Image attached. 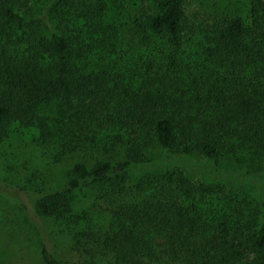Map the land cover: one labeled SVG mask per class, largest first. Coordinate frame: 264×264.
<instances>
[{"label":"trees","instance_id":"16d2710c","mask_svg":"<svg viewBox=\"0 0 264 264\" xmlns=\"http://www.w3.org/2000/svg\"><path fill=\"white\" fill-rule=\"evenodd\" d=\"M186 1L0 0V156L30 136L44 166L76 160L56 189L24 178L35 216L94 264H264L263 200L148 149L264 179V1L210 24Z\"/></svg>","mask_w":264,"mask_h":264},{"label":"rangeland","instance_id":"374dc122","mask_svg":"<svg viewBox=\"0 0 264 264\" xmlns=\"http://www.w3.org/2000/svg\"><path fill=\"white\" fill-rule=\"evenodd\" d=\"M250 1L187 0L186 12L192 21L210 24L226 17L248 16ZM33 147L29 136L23 144L13 148L15 156H0V264H42L39 249L43 243H46L55 256L68 264L96 263L98 256L93 255L87 247L76 246L69 238L57 235L53 225L35 216L34 199L29 194V186L26 177L24 178L25 175L35 173L39 180L34 181V187L41 186L40 183L45 181L47 187L56 189L68 181V172L76 160L70 158L58 165L44 166L35 159ZM0 149L12 148L2 146ZM148 149L161 162L181 169L191 181L222 183L252 199L264 201V179L243 177L233 166L221 163L216 167L212 161L199 156L161 154L160 148L153 144ZM23 162H27L25 168ZM92 199V194L86 189L76 193L72 202L74 210L90 206ZM100 208L103 209L102 204L96 207V212L101 211Z\"/></svg>","mask_w":264,"mask_h":264}]
</instances>
